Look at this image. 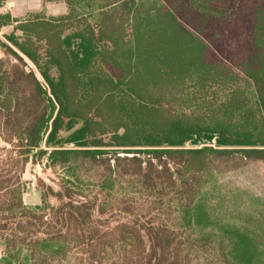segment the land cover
Masks as SVG:
<instances>
[{
    "label": "trees",
    "instance_id": "16d2710c",
    "mask_svg": "<svg viewBox=\"0 0 264 264\" xmlns=\"http://www.w3.org/2000/svg\"><path fill=\"white\" fill-rule=\"evenodd\" d=\"M43 2H64L67 14L0 15V31L12 26L4 55L25 57L42 80L17 68L6 90L0 59V132L17 157L46 156L60 171V191L47 188L59 204L45 194L27 210L0 180V221L11 224L0 264H192L201 240L154 221L167 191L180 229L218 230V264H264V206L248 231L218 226L198 197L214 162H264V0ZM85 163L103 169L98 206L74 200L88 197L76 175ZM122 183L145 202L132 204ZM114 206L129 220L99 229L94 210Z\"/></svg>",
    "mask_w": 264,
    "mask_h": 264
},
{
    "label": "rangeland",
    "instance_id": "374dc122",
    "mask_svg": "<svg viewBox=\"0 0 264 264\" xmlns=\"http://www.w3.org/2000/svg\"><path fill=\"white\" fill-rule=\"evenodd\" d=\"M12 1L14 2L13 12L19 15L32 14L35 12L34 10L42 7L41 0ZM55 7L57 6H44L45 13H53L52 10ZM62 7L65 8L64 5H62ZM2 43H6V40L3 35H0V44ZM21 57L22 62L19 63L13 57L4 55L3 48L0 46V59L6 61V65H4L2 69L7 72V76L10 73L12 77L11 80L4 79V89L6 90V84H9L15 78V75L17 76L15 71H18V69L23 70L26 74L33 73L38 82L42 83L35 67L25 57ZM32 83V78L28 77L27 80H24L23 77H21V87L28 89L32 86ZM12 88L15 89L16 87ZM0 121L2 122V120ZM1 133L7 137L6 132H0V149L12 151H10L11 154L0 151V177L2 176L0 180H3L2 182H7V186L15 185L19 188L23 206L27 210H34L36 207L42 206V199L45 194L48 204L53 207L57 206L59 204L58 199L48 193L47 188H51L53 193L60 191V177H62L60 171L56 169L53 170V168L48 166L46 156L36 157V155H31L26 162L23 157H17L16 152H13L10 145L2 141ZM185 148L189 149L190 146L186 145ZM120 156L124 155L120 154ZM104 157L107 158V160L109 159L111 165L114 164L110 154ZM18 161L22 162L19 163ZM16 162L17 164H15ZM80 162L81 161H78L75 164H80ZM107 163L108 162L102 164L103 168H105ZM102 172L103 169L100 168V166L98 168H92L87 163L83 164L80 169H77L76 175L80 178V185L82 184L84 186L85 194H87L88 197L76 195L74 196L75 201H83L85 199L89 201L96 198L95 205L98 206L100 204V201L103 199L98 189L95 187V184ZM201 181H205V184L198 197H201L211 218L218 226L234 225L248 231H255L256 221L260 219L259 213L264 206V162L242 159L214 162L213 168L210 169V175L202 176ZM118 187L123 188V192L129 194L128 197L132 198L130 201L132 204L135 205L136 203L138 205L139 203L145 202L146 198L141 195H133L130 187H128L126 183L119 184ZM167 192L169 194L163 197L162 201L163 209H160L162 213H157V217L154 221L156 223L167 221L169 228L174 230L177 235L185 236L190 240H201L196 242L188 250L193 256L192 264H218L216 257H214L215 250L219 248L218 243L220 242L217 238L219 236L218 230L216 228L180 229L178 227L177 214L173 212V208L176 207L175 201L172 199L171 191ZM0 194H2V192ZM118 198H120L119 194L113 195V198L110 197L107 198V200L114 205L117 203L116 201H120ZM126 220H129V217L120 213L117 206L108 209L106 213L102 215L96 213L95 210L93 212V221L101 230H107L114 227L119 221L123 222ZM140 220L142 222L145 221L143 217H141ZM3 224H5L4 221H0V235L5 236V233H9L7 229L11 228V224L7 223L5 225L6 227H3ZM2 228L7 229L2 230ZM32 230L35 231L36 227H33ZM180 232H184V234L182 235ZM0 255H2V248H0ZM78 258L82 259L81 256ZM67 263L68 260H65L59 264ZM72 264H77V261L72 260Z\"/></svg>",
    "mask_w": 264,
    "mask_h": 264
},
{
    "label": "crops",
    "instance_id": "0c3cea01",
    "mask_svg": "<svg viewBox=\"0 0 264 264\" xmlns=\"http://www.w3.org/2000/svg\"><path fill=\"white\" fill-rule=\"evenodd\" d=\"M42 3V7L37 8L36 10H34L35 12L28 13L25 15L22 14H18L13 12V8H14V2L12 0H5V2L3 3V5L0 8V15H9L11 17V19L13 20H22L31 16H35L38 14L44 15L47 18H58L61 16H64L67 14V6L65 5L64 2H54V3H44L43 0H41ZM46 5H55L57 7L53 8L52 12L50 14H46L45 13V9L44 6ZM62 5L65 6V8L62 7ZM44 9V10H43ZM65 12V13H64ZM12 31V26L9 27H5L3 29H1L0 31V35H6L8 33H10Z\"/></svg>",
    "mask_w": 264,
    "mask_h": 264
}]
</instances>
